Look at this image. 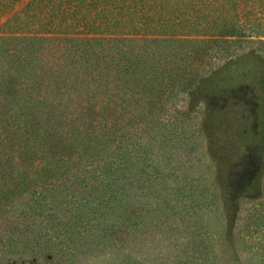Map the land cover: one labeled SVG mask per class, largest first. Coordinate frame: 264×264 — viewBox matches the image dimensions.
Here are the masks:
<instances>
[{
	"label": "rangeland",
	"instance_id": "obj_1",
	"mask_svg": "<svg viewBox=\"0 0 264 264\" xmlns=\"http://www.w3.org/2000/svg\"><path fill=\"white\" fill-rule=\"evenodd\" d=\"M32 1L0 11V35L30 32ZM245 41L225 58L153 39L0 50V76L61 103L76 125L44 123L80 145L73 197L1 203L0 264H264V35Z\"/></svg>",
	"mask_w": 264,
	"mask_h": 264
},
{
	"label": "trees",
	"instance_id": "obj_2",
	"mask_svg": "<svg viewBox=\"0 0 264 264\" xmlns=\"http://www.w3.org/2000/svg\"><path fill=\"white\" fill-rule=\"evenodd\" d=\"M10 3L12 0H0V11ZM26 12L32 21L30 32L0 35V50L12 45V52L16 51L12 56L32 53L54 41L63 42L66 49L84 51L99 40L131 43L153 39L175 42L196 55L197 50L207 54L216 51L218 57L225 58L243 49L247 38L264 35V0H33ZM18 87L9 72L0 76V205L7 206L20 193L35 194L38 185L42 199L32 197V208L40 209L57 193L73 197L72 188L79 180L61 167L66 161L62 160L63 151L72 156L80 145L56 136L44 123L45 118L59 122L67 115V124L72 126L77 120L61 103L40 100L33 86L28 90L30 95L22 94ZM50 143L64 148L53 152ZM106 185L113 191V184ZM77 212L69 219L76 218ZM263 216L260 206L252 219ZM248 231L251 235L258 232ZM240 239L248 240L244 235Z\"/></svg>",
	"mask_w": 264,
	"mask_h": 264
}]
</instances>
